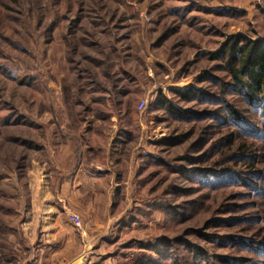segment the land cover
Here are the masks:
<instances>
[{
	"label": "rangeland",
	"instance_id": "374dc122",
	"mask_svg": "<svg viewBox=\"0 0 264 264\" xmlns=\"http://www.w3.org/2000/svg\"><path fill=\"white\" fill-rule=\"evenodd\" d=\"M237 36L264 0H0V264H264L263 109L211 58ZM111 146L112 187L73 183Z\"/></svg>",
	"mask_w": 264,
	"mask_h": 264
},
{
	"label": "trees",
	"instance_id": "16d2710c",
	"mask_svg": "<svg viewBox=\"0 0 264 264\" xmlns=\"http://www.w3.org/2000/svg\"><path fill=\"white\" fill-rule=\"evenodd\" d=\"M211 58L226 62L237 92L244 94L251 107L261 108L264 113V43L233 37L218 52L212 53ZM159 102L171 115L178 116L177 112L180 113L164 98ZM232 113L234 117L240 118L235 111Z\"/></svg>",
	"mask_w": 264,
	"mask_h": 264
},
{
	"label": "crops",
	"instance_id": "0c3cea01",
	"mask_svg": "<svg viewBox=\"0 0 264 264\" xmlns=\"http://www.w3.org/2000/svg\"><path fill=\"white\" fill-rule=\"evenodd\" d=\"M109 154H110L109 155L110 157L108 160L109 168L107 170L106 169L104 170L101 168V170H104V174L98 175L97 178H95V176H93L92 173H89V171L85 170L84 168H81V166L84 165L82 161L76 164L74 172H73L74 177L72 178L73 183L82 181L83 179H80V178L84 177V179L88 182H95V183H99L100 185L105 183L106 185H111L112 187L113 186V147L112 146L109 149Z\"/></svg>",
	"mask_w": 264,
	"mask_h": 264
},
{
	"label": "built area",
	"instance_id": "2783aa9c",
	"mask_svg": "<svg viewBox=\"0 0 264 264\" xmlns=\"http://www.w3.org/2000/svg\"><path fill=\"white\" fill-rule=\"evenodd\" d=\"M145 103L143 102L141 105H140V108L142 109L144 107ZM70 220L72 221V223L78 228V229H81V220L78 216L76 215H70Z\"/></svg>",
	"mask_w": 264,
	"mask_h": 264
}]
</instances>
